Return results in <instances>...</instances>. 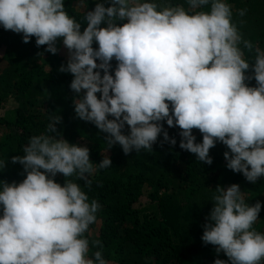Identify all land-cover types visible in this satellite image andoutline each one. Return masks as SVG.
<instances>
[{"label": "clouds", "instance_id": "9594fccd", "mask_svg": "<svg viewBox=\"0 0 264 264\" xmlns=\"http://www.w3.org/2000/svg\"><path fill=\"white\" fill-rule=\"evenodd\" d=\"M186 3L188 9L157 0H98L82 25L65 0H0V27L24 43L35 38L53 55L62 42L68 59L59 71L73 77L75 115L106 134L108 149L152 151L161 136V146H176L166 124L180 129L179 148L204 164L213 163L210 149L218 142L226 146V168L255 184L264 177V49H255L252 63L244 58L227 0ZM49 120L24 155L11 158L23 180L0 181V264H107L102 251L89 255L84 235L100 205L67 178L87 185L112 161L105 155L93 163L88 147L58 133L60 117ZM6 165L0 159V170ZM212 204L201 240L227 257L213 264H264V233L253 227L264 203H246L232 184L218 186Z\"/></svg>", "mask_w": 264, "mask_h": 264}, {"label": "trees", "instance_id": "16d2710c", "mask_svg": "<svg viewBox=\"0 0 264 264\" xmlns=\"http://www.w3.org/2000/svg\"><path fill=\"white\" fill-rule=\"evenodd\" d=\"M96 2L65 0V10L83 25L86 11ZM157 2L188 9L186 0ZM227 3L232 22L242 36L244 58L252 63L255 49H264V0ZM243 41L250 42L252 50L245 48ZM45 47H37L35 38L24 43L21 34L0 27V128L5 131L0 138V159L7 162L0 170V181L23 180L22 166L12 164L11 158L24 155L29 138L44 133L50 117H60L55 126L64 139L88 147L93 163H100L105 155L112 161L109 168L88 176L87 185L76 177L67 178L80 184L89 201L96 200L100 205L96 221L84 234L90 241V256L102 251L107 264H213L216 258L227 260L222 252L217 255L214 246L201 240L215 189L237 184L246 203H264V177L253 184L227 169L224 152L228 149L219 142L210 149L213 163L200 162L194 154L179 148L180 129L166 124L169 135L177 139L176 146H161V136L152 151L142 149L125 155L119 144L108 149L106 134L75 115V93L69 87L73 77L59 71L67 62V49L60 41L55 55L45 52ZM112 64L114 68L116 62ZM248 83L255 86L254 80ZM12 102L14 108L7 110ZM193 134L197 142L202 141L198 130ZM55 179L61 184L65 180L60 174ZM253 227L264 233V207ZM97 240L101 247H92Z\"/></svg>", "mask_w": 264, "mask_h": 264}, {"label": "rangeland", "instance_id": "374dc122", "mask_svg": "<svg viewBox=\"0 0 264 264\" xmlns=\"http://www.w3.org/2000/svg\"><path fill=\"white\" fill-rule=\"evenodd\" d=\"M66 52L68 53V50ZM10 108H14V103L13 102H12V104L8 105L7 110H10ZM2 113H3V111H2ZM4 135H5V131L2 128H0V138L3 139Z\"/></svg>", "mask_w": 264, "mask_h": 264}]
</instances>
